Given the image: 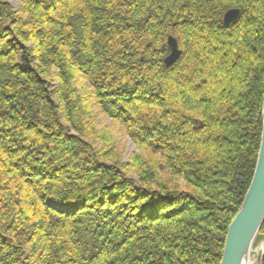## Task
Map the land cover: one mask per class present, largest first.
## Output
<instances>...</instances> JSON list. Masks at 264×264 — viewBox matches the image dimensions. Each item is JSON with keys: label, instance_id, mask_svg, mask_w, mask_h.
Segmentation results:
<instances>
[{"label": "trees", "instance_id": "obj_1", "mask_svg": "<svg viewBox=\"0 0 264 264\" xmlns=\"http://www.w3.org/2000/svg\"><path fill=\"white\" fill-rule=\"evenodd\" d=\"M15 1L0 0V264H220L259 149L264 0Z\"/></svg>", "mask_w": 264, "mask_h": 264}, {"label": "water", "instance_id": "obj_2", "mask_svg": "<svg viewBox=\"0 0 264 264\" xmlns=\"http://www.w3.org/2000/svg\"><path fill=\"white\" fill-rule=\"evenodd\" d=\"M239 15L237 9L227 11L223 15V24L229 26ZM169 55L164 59L165 66H170L179 56L176 42L168 37ZM264 222V100L262 104V123L257 160L249 187L242 204L229 224L225 236L220 264H243L248 259V253L253 241ZM262 253H259L256 263H261Z\"/></svg>", "mask_w": 264, "mask_h": 264}, {"label": "rangeland", "instance_id": "obj_3", "mask_svg": "<svg viewBox=\"0 0 264 264\" xmlns=\"http://www.w3.org/2000/svg\"><path fill=\"white\" fill-rule=\"evenodd\" d=\"M11 6L13 8H17L18 3L15 0H11ZM117 141L120 143L118 145H120L121 150H122L120 160L123 163H128L129 160H131V158L134 155L138 154L137 148L132 144V142L124 134L121 135V137H119L117 139ZM259 232H260V230H259ZM259 232L257 233L255 240L253 241V244H252V247L250 250V254H249V257L247 259L248 264H257L256 259H257V256L259 254V251H261L262 254L264 253V234L259 235ZM262 257H261V262H262Z\"/></svg>", "mask_w": 264, "mask_h": 264}, {"label": "bare ground", "instance_id": "obj_4", "mask_svg": "<svg viewBox=\"0 0 264 264\" xmlns=\"http://www.w3.org/2000/svg\"><path fill=\"white\" fill-rule=\"evenodd\" d=\"M252 247V246H251ZM251 250V249H250ZM259 253H262L261 251H259ZM249 254H250V251H249V253H248V257H249ZM264 254V253H263ZM263 254H262V256H263ZM243 264H248V261H247V259L244 261V263Z\"/></svg>", "mask_w": 264, "mask_h": 264}]
</instances>
